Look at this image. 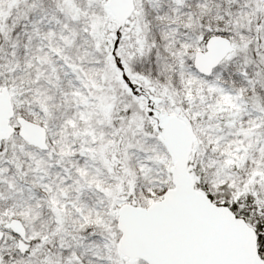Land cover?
<instances>
[{"label": "snow or ice", "instance_id": "snow-or-ice-1", "mask_svg": "<svg viewBox=\"0 0 264 264\" xmlns=\"http://www.w3.org/2000/svg\"><path fill=\"white\" fill-rule=\"evenodd\" d=\"M0 264H264V0H0Z\"/></svg>", "mask_w": 264, "mask_h": 264}]
</instances>
